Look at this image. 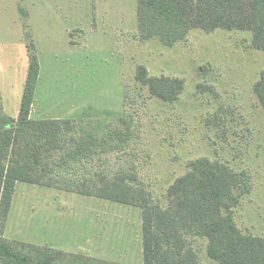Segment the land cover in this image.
Here are the masks:
<instances>
[{
	"label": "rangeland",
	"instance_id": "rangeland-1",
	"mask_svg": "<svg viewBox=\"0 0 264 264\" xmlns=\"http://www.w3.org/2000/svg\"><path fill=\"white\" fill-rule=\"evenodd\" d=\"M137 4L0 0L4 112L18 117L32 42L41 64L32 119L115 124L131 117L139 136L130 156L163 203L168 187L198 158L248 173L252 192L235 219L244 234L264 236V109L254 93L264 52L248 30L194 29L174 47L141 42ZM140 65L153 77L182 79L179 100L154 98L136 79ZM216 113L223 121L208 125ZM111 162L112 168L122 164L114 157ZM142 224L139 207L19 182L2 236L16 252L27 244L64 252L55 264H144ZM207 242H193L200 264H218L209 258Z\"/></svg>",
	"mask_w": 264,
	"mask_h": 264
},
{
	"label": "trees",
	"instance_id": "trees-1",
	"mask_svg": "<svg viewBox=\"0 0 264 264\" xmlns=\"http://www.w3.org/2000/svg\"><path fill=\"white\" fill-rule=\"evenodd\" d=\"M137 12L141 42L156 39L174 47L194 29L248 30L264 52V0H138ZM28 52L17 118L4 112L0 93V264H55L66 257L62 251L30 244L16 252L2 236L19 182L139 207L144 264H200L195 238L208 241L207 254L218 264H264V236L244 234L235 219L252 192L248 173L198 158L168 187L165 203L155 200L130 156L139 136L131 117L115 124L31 118L41 64L32 42ZM136 79L166 103L178 101L185 89L182 79L153 77L143 65ZM198 89L208 90L203 85ZM254 93L264 109V69ZM222 121L216 113L207 124L219 126ZM112 157L122 163L119 168L110 167Z\"/></svg>",
	"mask_w": 264,
	"mask_h": 264
}]
</instances>
